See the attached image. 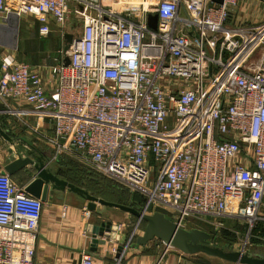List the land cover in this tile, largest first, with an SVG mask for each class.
<instances>
[{
	"label": "built area",
	"instance_id": "1",
	"mask_svg": "<svg viewBox=\"0 0 264 264\" xmlns=\"http://www.w3.org/2000/svg\"><path fill=\"white\" fill-rule=\"evenodd\" d=\"M240 3L0 0V23L32 16L40 36L52 23L71 35L49 79L0 57V113L17 117L27 105L52 125L38 135L51 158L137 190L180 227L190 218L264 223V14L231 21ZM2 170L0 264H34L43 201ZM160 242L152 264H167L171 246ZM77 264L98 263L81 250Z\"/></svg>",
	"mask_w": 264,
	"mask_h": 264
},
{
	"label": "crops",
	"instance_id": "2",
	"mask_svg": "<svg viewBox=\"0 0 264 264\" xmlns=\"http://www.w3.org/2000/svg\"><path fill=\"white\" fill-rule=\"evenodd\" d=\"M252 1L254 0H241L236 13L232 15L231 21L235 19H237L236 21L255 20L261 17L263 15L262 10H260L261 7L257 8L253 5L250 7ZM247 5L249 7H246ZM22 17L17 18L23 25V33L21 36V27L19 28L18 26L15 42L13 43L15 47L7 45L12 40L9 21L0 23V48L3 47L4 53L12 54L19 61L43 68L46 78L49 79L48 66L59 60V49L63 48L65 37H62L57 31V37L53 38L54 42L49 43L50 38L53 36L52 34H48L49 36L47 35L46 37L40 36L38 33V21L33 18L36 21L35 26H33L29 24L28 19ZM32 30L34 34L31 33ZM20 105L28 113H21L17 117L0 113V128L14 142V144H11L0 135V166L2 167L15 158V154L10 152L11 147L22 156H30L33 159H36L39 154L49 157L51 153V149L40 141L38 136L41 133H52L53 129L49 119L37 117L29 111L30 109H28L27 105L23 103ZM1 108L2 105L0 104ZM62 158L64 157L60 159ZM58 165L60 164H54L52 161L49 168L58 177L66 179V176L59 174L62 170ZM34 173L35 169L28 165L16 173L10 174V176L17 184L26 185L33 178ZM63 206H66V211L64 216H61ZM97 206L96 208H98ZM114 208L117 209L116 207ZM92 213L94 214V212L86 208V201L73 192L65 189L53 190L51 193H47L46 198L43 200V211L38 224L34 264H77V255H79L81 250L93 252L96 263L107 264L106 255L102 254L103 252H106L109 248V250L111 249L114 252L113 256L115 257L116 254H119L116 244L122 243L124 250H126L130 246L129 244L132 243L133 237L137 236H134L136 230L135 233L132 230V233L125 239L121 227L115 226L116 221L120 218V213H113L111 214L113 216L108 217V219L112 218L113 220H104V222H111V228L107 231V234L94 236L89 227L91 225H101L103 219L100 216L92 217ZM98 218H101L102 221ZM100 237H104V243L94 241V239H100ZM154 243L156 244L155 246H161V243L157 241ZM140 246L131 247L140 248ZM155 259H157V256H154V254H143L142 256H132L130 259L125 257L122 264H152ZM166 263L171 264L168 261Z\"/></svg>",
	"mask_w": 264,
	"mask_h": 264
},
{
	"label": "rangeland",
	"instance_id": "3",
	"mask_svg": "<svg viewBox=\"0 0 264 264\" xmlns=\"http://www.w3.org/2000/svg\"><path fill=\"white\" fill-rule=\"evenodd\" d=\"M251 5H253L254 7L256 6L257 8L262 7L260 6L259 2H255V1H252L250 3V7ZM260 10H262L264 14V9H260ZM23 17L29 20L30 25L35 26L36 21L33 19L32 16H23ZM18 26L19 28L21 27L20 33L22 36L23 25L21 24L20 21H18L17 27ZM73 28L75 32L80 31L79 25H76ZM51 29L52 31L51 33H49V35L52 34L53 36L52 38H50L49 43L54 42L53 38L57 37V33H58L55 25L52 24ZM31 33L34 34L33 30ZM4 51L5 50L3 49V47L0 48V57L2 56ZM51 157H52L51 153L49 157L45 156L46 160L48 161L47 164L48 167H50L52 161L54 164H60L58 166L62 171H60L59 174L66 176L68 178V179L66 178V180L71 181L75 185L84 188L90 194L104 198L105 200L108 201H113L134 207L137 210H142L145 207V205H147L146 198L137 190L131 191L129 188L123 185L121 186L120 183H118L113 179H110L109 177L101 176V174L99 173L97 175V172L85 166L84 164H81L72 157H69L67 155H62L55 159ZM61 157L64 158L60 159ZM132 193L136 195H140V197L137 198V196H132ZM97 207L98 208H95L92 211L94 212V214L92 213L91 215L94 218L95 216H100L103 219V222L104 220H113L112 218L108 219V217L113 216L111 214L120 213L119 214L120 218L119 220L116 221L115 226L121 227L125 239L129 234L132 233V230H136V233L134 231L135 233L134 236L140 235L142 233L144 221H141L139 225L136 226L137 218L134 215H130L126 212H123L118 208L117 210L111 206L98 205ZM146 210L148 212L155 211V209L151 207L150 208L147 207ZM101 218L98 219L101 220ZM190 219H191L190 223H188L190 228L202 229L210 234V238L208 239V243L210 245L223 247L225 249L231 248L233 250H243L244 252L252 255H264V235L260 234L258 229H256L260 224L264 225L263 222L256 223L255 226H251L248 222L244 221L243 219H221V220H217L213 218L209 220H205V219L202 220L195 218H190ZM212 221L219 222L221 223V225H214L212 224ZM225 231L233 234L234 236L232 238L233 242L228 243L229 237H226V235L224 234ZM134 241H135V237H133L132 243ZM155 241H156L155 239L151 240L150 242H147L146 245H141L140 248L131 247L132 244L131 243L130 246L127 247L128 249L126 248V250H124L122 243L116 244L118 251L120 252V254H122L121 259H119V257L121 256H117L118 257L117 259H119L118 260L119 264H122L125 257L126 258L129 257L130 259L132 256H137V255L142 256L143 254H154V256L161 255V253L165 251L164 245L160 244L161 246H155L156 245L154 243ZM108 250H106V252H103L102 254L106 255L105 257L107 264H115L116 256L115 257L113 256L114 252H112L111 249L109 251ZM165 259L171 264H232L231 262H226L224 260L211 257L203 253L186 254L173 247L168 248V250L165 252Z\"/></svg>",
	"mask_w": 264,
	"mask_h": 264
},
{
	"label": "water",
	"instance_id": "4",
	"mask_svg": "<svg viewBox=\"0 0 264 264\" xmlns=\"http://www.w3.org/2000/svg\"><path fill=\"white\" fill-rule=\"evenodd\" d=\"M215 1L221 2V0ZM7 20L10 23L12 33V40L10 44L7 45L9 47H15L13 43L16 38L18 19L17 17H10ZM155 20V15L148 16V24L150 27H155ZM64 37L65 44L63 45V50L66 51L69 47L71 35L65 34ZM0 135L9 143L14 144L13 139L1 128ZM10 152L15 154V158L8 161L3 166V172L8 173L9 175L14 174L28 165H31L35 169L33 178L25 185V191L28 194L40 198L43 201L46 198L47 193L49 194L53 190L66 189L85 199L86 208L89 211H93L97 205L111 206L116 207L130 215H134L137 218L136 226H138L141 221H144L142 233L135 237V241L132 244L130 243L131 246L144 245L155 239L162 241L186 254L203 253L233 264H264V255H252L242 250H233L231 248L225 249L223 247L210 245L208 243L210 234L207 231L198 228L188 229L180 227L160 210L148 212L146 210L147 205H145L142 210H137L134 207L108 201L104 198L92 195L84 188L54 174L47 166L48 161L45 156L41 154H39L36 159H33L30 156H22L12 147L10 148ZM110 228V221L102 222L101 225H91L89 227L94 236H103L108 233L107 231H109ZM94 241L104 243L105 239L104 237H100V239H94Z\"/></svg>",
	"mask_w": 264,
	"mask_h": 264
},
{
	"label": "trees",
	"instance_id": "5",
	"mask_svg": "<svg viewBox=\"0 0 264 264\" xmlns=\"http://www.w3.org/2000/svg\"><path fill=\"white\" fill-rule=\"evenodd\" d=\"M97 175H98V173H97ZM119 185H120V184H119ZM121 186H122V184H121ZM123 186H124V185H123ZM132 196H137V198L140 197V195H136V194H134V193H132ZM143 198H144V197H143ZM135 199H136V198H135ZM137 200H138V199H137ZM256 229H258V231H259L260 234H263V235H264V225H263V224H260ZM224 234L226 235V237H229L228 243L233 242L232 238H233L234 236H233L232 233L225 231ZM156 241L160 243V241H158V240H156Z\"/></svg>",
	"mask_w": 264,
	"mask_h": 264
}]
</instances>
